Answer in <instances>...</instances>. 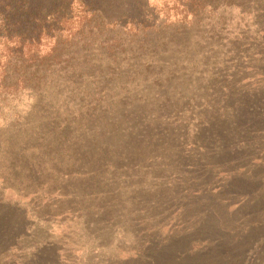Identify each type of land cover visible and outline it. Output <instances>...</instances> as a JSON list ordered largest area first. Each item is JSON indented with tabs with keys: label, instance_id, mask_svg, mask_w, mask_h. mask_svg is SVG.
<instances>
[{
	"label": "rangeland",
	"instance_id": "374dc122",
	"mask_svg": "<svg viewBox=\"0 0 264 264\" xmlns=\"http://www.w3.org/2000/svg\"><path fill=\"white\" fill-rule=\"evenodd\" d=\"M164 2L108 0L119 30L47 108L1 102L0 264H222V239L264 264V132L241 130L264 119V3L210 0L191 27Z\"/></svg>",
	"mask_w": 264,
	"mask_h": 264
},
{
	"label": "trees",
	"instance_id": "16d2710c",
	"mask_svg": "<svg viewBox=\"0 0 264 264\" xmlns=\"http://www.w3.org/2000/svg\"><path fill=\"white\" fill-rule=\"evenodd\" d=\"M225 1L231 4L236 0ZM254 1L264 3V0ZM209 2L210 0H165L160 9L154 8L151 12L154 16L159 14L160 23L166 19L171 9L179 6L193 16L191 21L187 22V25L192 27L201 23L198 16L206 13L207 8L214 9L212 5L207 7ZM173 4L177 6L170 8L169 5ZM108 6V0H0V104L15 98L19 91L25 90L31 92L37 102L45 103L41 105L39 112H42L43 106L47 108L46 101L50 100V96H46L48 84L53 82L64 85L68 82V77L74 74H66L71 65L77 66L75 63L82 58L83 53L93 50L100 36L119 30L106 22L105 11ZM241 9L243 13L247 12L244 7ZM122 19L135 22V19L129 20L124 16ZM102 48L113 51L115 45L105 44ZM87 62L89 65V61ZM59 97L61 93L58 94ZM234 119L247 120L241 117ZM36 121L40 124L33 130L39 133L41 123L47 125L48 119L38 118ZM249 121L252 122L241 127L243 134L248 137L261 136L258 128L262 127L264 132V119ZM30 128L32 129L31 126ZM234 136L242 138L239 133ZM249 140L252 138H247V141ZM56 145L62 146V143L57 141ZM236 191L241 192L240 189H234V186L227 187V193L232 196ZM254 222L248 227L257 223ZM254 227H260V224L252 226L253 229ZM18 230L21 232L24 227L20 225ZM216 234L221 233L217 230ZM249 237L250 234L247 238ZM215 246H223L225 250L219 259L222 264H239L240 254L237 251H227L226 240L222 239ZM239 246L246 248L242 243L233 245Z\"/></svg>",
	"mask_w": 264,
	"mask_h": 264
}]
</instances>
